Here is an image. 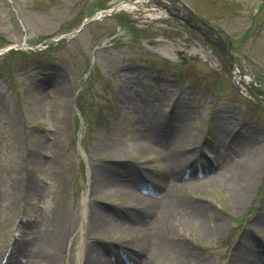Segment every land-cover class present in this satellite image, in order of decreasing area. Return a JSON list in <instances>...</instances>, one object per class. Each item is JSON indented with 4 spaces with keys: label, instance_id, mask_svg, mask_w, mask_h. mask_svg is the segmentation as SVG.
<instances>
[{
    "label": "rangeland",
    "instance_id": "374dc122",
    "mask_svg": "<svg viewBox=\"0 0 264 264\" xmlns=\"http://www.w3.org/2000/svg\"><path fill=\"white\" fill-rule=\"evenodd\" d=\"M116 1L0 0V264H20L21 248L33 264H69L79 240L81 264H264V87L238 74L264 85V0H182L228 44L233 66L178 2L155 18L120 10L68 35ZM144 136L180 138L177 162L141 146ZM257 153L236 204L232 171ZM111 164L132 178L93 176ZM171 176L172 229L154 256L136 219L151 220L143 197L158 198Z\"/></svg>",
    "mask_w": 264,
    "mask_h": 264
},
{
    "label": "bare ground",
    "instance_id": "6f19581e",
    "mask_svg": "<svg viewBox=\"0 0 264 264\" xmlns=\"http://www.w3.org/2000/svg\"><path fill=\"white\" fill-rule=\"evenodd\" d=\"M164 3H166L164 1ZM174 4V3H173ZM113 5H115L116 11H120V10H128V11H132V10H138L141 11L143 10L145 13H147V15L152 16L153 18L155 16L161 15V12L158 10L160 9L162 6L161 5H157V8H155V5L152 3L151 0L147 1V0H120V1H116V3H114ZM112 5V6H113ZM109 10V9H108ZM145 15V16H147ZM163 53V52H160ZM165 56H168L166 54V51H164L163 53ZM242 81H247V78L245 76H240ZM151 129H154V131H156L155 128L151 127ZM171 134V133H169ZM172 135V134H171ZM181 139L177 138V136H174L169 142L167 143H162L159 142L158 140H154L152 138H148L146 136H144V141L143 143H141L140 145L143 147H147L152 149L155 153H160L163 156V159H168V162H170V160H173L174 162L176 161V157L174 158V153L170 155L171 150L173 149L174 151L178 152V146L180 145ZM152 146V147H151ZM117 156H121L122 155V150H116L115 151ZM120 159V158H119ZM162 159V163L165 164L167 161ZM261 159V154L257 153V155H255V159H253L252 164H250L247 161L241 163L240 165L238 164L236 169H233L232 173L233 176L235 177L234 179H236L238 181L237 186H235L232 189V201L234 199V202L236 204H238L239 202L242 201L243 195L245 194V190L248 188L249 183L251 182V180L253 179V174L255 169L254 167L258 164V162ZM176 164V163H174ZM178 166V165H177ZM107 171V173L105 174V170ZM139 171L144 174V172L142 171V169H139ZM98 173L101 177H103L104 181H109L111 183H114V181H116L118 184L121 183V181L118 180V177H120V179H123L125 181H129L132 178V175L130 173H128L125 168L122 169V167H118L116 164L113 165H107L103 168V170H95L93 173L94 174ZM232 173H227L226 176H231ZM248 173V174H247ZM117 175V176H115ZM173 176L169 177V182L168 185H164L159 186L158 189H161V191H159L158 194V198H149L147 199V197H143L145 200H148L147 202L149 203L148 207H151V209H154L155 212L153 214V216L151 217V220H149V217L147 216V218L145 217V219H143L140 215H138L137 217V226L140 227L141 229H143V240L144 243L146 245H148V249H149V253L152 250V254H154L155 252L156 255L161 253L162 249L158 248V245H162V239L165 238L164 234H167V232H171V227H167L166 230V221L168 220V217H170V213H171V208L173 206L172 203H176V201H174L171 198L170 195V191H171V186L172 185V180H173ZM224 178V177H223ZM172 179V180H171ZM243 179V180H241ZM98 180V179H97ZM161 187V188H160ZM132 191H135V189H131L128 188ZM89 191V193H88ZM83 193L82 199H81V213L78 216V218H76L74 224H73V229L77 230V234L76 236H79L82 234V232L84 231V225H85V218L87 217V211H89V209L87 210L88 207H86V201L89 198L90 195V191L92 192L93 189L89 188V190ZM138 193V192H137ZM142 193H139V195H141ZM138 195V194H137ZM178 204H180L181 202L178 200ZM235 205V204H234ZM236 206V205H235ZM194 209V208H193ZM203 207L200 206L199 209L192 211V209H190L189 211V216L191 217H201L203 215L202 213ZM146 225V226H143ZM100 231H103L101 229H98ZM82 236V235H81ZM172 237H175L174 234L171 235ZM52 241V240H51ZM177 241V240H172ZM59 242V236L57 235L54 239V243L56 245V243ZM83 240H79L78 243L80 244L79 249L76 251L75 253V257L73 259H71L69 264H81L84 260V256L83 253L81 252V249H83V246H81ZM259 245V244H258ZM156 246V249H155ZM257 246V245H256ZM260 246V245H259ZM185 247V243H182L180 246V251H183ZM118 248H115V250H117ZM247 249V253L254 255L255 253H257L258 251L254 249V246H250V248H246ZM69 250H72V247H70ZM114 250V251H115ZM18 252L20 253L19 256L20 260L19 263L20 264H33L35 262V257H34V251L33 250H27V249H18ZM94 252V250H88V252L86 253L87 258H92L90 255V253ZM154 252V253H153ZM143 253V252H142ZM147 252V254H149ZM94 254V253H93ZM145 253H143L144 255ZM155 256V254H154ZM251 257V256H250ZM148 258V257H146ZM154 260V258L152 257L151 259H147L145 260L143 263L141 262L140 264H150L151 261ZM86 261V259H85ZM84 261V262H85Z\"/></svg>",
    "mask_w": 264,
    "mask_h": 264
},
{
    "label": "water",
    "instance_id": "95a60500",
    "mask_svg": "<svg viewBox=\"0 0 264 264\" xmlns=\"http://www.w3.org/2000/svg\"><path fill=\"white\" fill-rule=\"evenodd\" d=\"M187 13L193 21H195L198 24V28H202L204 30H212L211 27H209L204 21L198 19L196 16L192 15L188 10Z\"/></svg>",
    "mask_w": 264,
    "mask_h": 264
}]
</instances>
